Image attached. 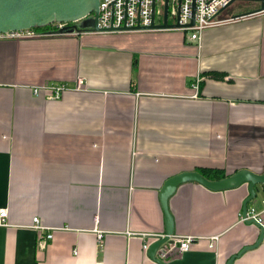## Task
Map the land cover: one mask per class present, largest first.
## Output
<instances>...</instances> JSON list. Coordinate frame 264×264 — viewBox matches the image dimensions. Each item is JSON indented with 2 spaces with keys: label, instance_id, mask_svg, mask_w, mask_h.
Listing matches in <instances>:
<instances>
[{
  "label": "crops",
  "instance_id": "obj_1",
  "mask_svg": "<svg viewBox=\"0 0 264 264\" xmlns=\"http://www.w3.org/2000/svg\"><path fill=\"white\" fill-rule=\"evenodd\" d=\"M241 1L199 42L179 28L0 37V264H159L147 250L165 231L166 179L263 171L264 9L233 17ZM58 83L57 97L34 92ZM248 194L178 184L172 237L194 238L166 264H226L255 242L259 227L240 220ZM233 264H264V238Z\"/></svg>",
  "mask_w": 264,
  "mask_h": 264
},
{
  "label": "water",
  "instance_id": "obj_2",
  "mask_svg": "<svg viewBox=\"0 0 264 264\" xmlns=\"http://www.w3.org/2000/svg\"><path fill=\"white\" fill-rule=\"evenodd\" d=\"M237 0H231L234 2ZM256 1L258 6L249 10L235 13L233 17L241 16L255 11L264 9V0H242ZM98 4L99 0H0V32L8 30L27 28L33 26H45L54 21L72 23L59 28L55 33H66L72 30L80 32L83 30L90 31H112L125 30L126 27L101 28L98 26ZM194 22V17L190 21V25ZM180 24L177 21L168 20V0L164 1V11L162 20L154 22V2L152 5V20L147 26L135 25L132 29H164L178 28ZM188 180H193L201 183L212 190H221L237 187L242 183H247L249 194L243 202L242 215H245L248 209V202L256 195V185H264V169L262 172H255L248 168H240L235 172L223 176L221 178L210 179L203 173L196 170L182 171L176 173L165 180L160 192V203L165 217V231L157 236V239L148 247V255L159 264H166L165 260L157 255L159 247L164 243H173V217L168 208V198L174 192L177 185ZM249 223L256 224L260 231L256 241L242 247L238 252L229 257L226 264H233V260L245 250L256 247L264 238V227L262 223L250 218Z\"/></svg>",
  "mask_w": 264,
  "mask_h": 264
},
{
  "label": "built area",
  "instance_id": "obj_3",
  "mask_svg": "<svg viewBox=\"0 0 264 264\" xmlns=\"http://www.w3.org/2000/svg\"><path fill=\"white\" fill-rule=\"evenodd\" d=\"M165 0H99L98 4V26L101 28H108L110 26L114 28L126 27L125 30H112L115 31H135L142 29H132L135 25L147 26L152 20V5L154 2V22H156V15L158 14L162 20L164 11ZM235 2V1H234ZM233 2L231 0H168V20L171 17V21H177L180 24L179 29L188 33L190 39L197 42L200 41L202 31L205 27L220 22L222 19H230L231 17H221V13L224 9L229 7ZM170 6L172 7L170 10ZM194 17V22L190 25V21ZM158 21V22H159ZM170 21V20H169ZM68 23L54 21L45 26H33L27 28L13 29L6 32H0V37L11 38H24V37H38L55 33L59 28ZM72 30L70 32H73ZM68 33V32H66ZM200 77L197 75L194 79L193 86L198 88ZM41 87H47L52 91V95L57 97L67 87L62 83L54 85H40L34 88V92L37 93ZM262 205L261 209L264 210V195L260 199ZM261 211L255 205H250L245 215H241L240 220L247 221L250 218H255L260 221ZM7 208H0V225H6ZM32 227L41 230L38 244H44L46 239L52 236L51 232H43L44 226L38 223V217H33ZM174 242L172 245L164 249L160 246L157 255L163 258L168 251L183 252L190 247L193 236H177L173 237ZM209 247L216 245L218 235H212L209 237ZM143 248L147 249L148 242L146 240L143 243Z\"/></svg>",
  "mask_w": 264,
  "mask_h": 264
},
{
  "label": "trees",
  "instance_id": "obj_4",
  "mask_svg": "<svg viewBox=\"0 0 264 264\" xmlns=\"http://www.w3.org/2000/svg\"><path fill=\"white\" fill-rule=\"evenodd\" d=\"M242 3V6L245 4V3H250V1H241ZM241 6V7H242ZM206 177L210 178V179H216V178H221L223 177V173L222 172H219L218 170H215V171H212L211 173H204L202 172Z\"/></svg>",
  "mask_w": 264,
  "mask_h": 264
},
{
  "label": "flooded vegetation",
  "instance_id": "obj_5",
  "mask_svg": "<svg viewBox=\"0 0 264 264\" xmlns=\"http://www.w3.org/2000/svg\"><path fill=\"white\" fill-rule=\"evenodd\" d=\"M252 8V6L251 5H249V3H246V4H244L242 7H241V11H246V10H249V9H251ZM75 23H77V22H72V23H68V24H75Z\"/></svg>",
  "mask_w": 264,
  "mask_h": 264
},
{
  "label": "rangeland",
  "instance_id": "obj_6",
  "mask_svg": "<svg viewBox=\"0 0 264 264\" xmlns=\"http://www.w3.org/2000/svg\"><path fill=\"white\" fill-rule=\"evenodd\" d=\"M234 3H235V2H234ZM245 4H246V3H245ZM171 8H172V7L170 6V10H171ZM169 18H170L169 20L171 21L172 18H171V17H169ZM159 19H160V17H159V15L157 14V15H156V19H155L156 22H158ZM49 26H50V25H47L46 27H49ZM188 33H189V32H188Z\"/></svg>",
  "mask_w": 264,
  "mask_h": 264
}]
</instances>
